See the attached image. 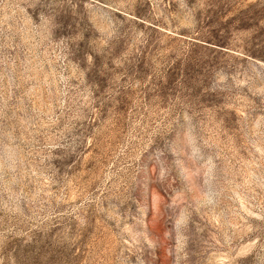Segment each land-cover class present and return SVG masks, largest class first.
<instances>
[{
  "label": "rangeland",
  "instance_id": "rangeland-1",
  "mask_svg": "<svg viewBox=\"0 0 264 264\" xmlns=\"http://www.w3.org/2000/svg\"><path fill=\"white\" fill-rule=\"evenodd\" d=\"M0 264H264V0H0Z\"/></svg>",
  "mask_w": 264,
  "mask_h": 264
}]
</instances>
